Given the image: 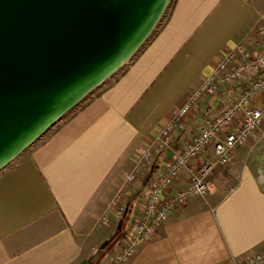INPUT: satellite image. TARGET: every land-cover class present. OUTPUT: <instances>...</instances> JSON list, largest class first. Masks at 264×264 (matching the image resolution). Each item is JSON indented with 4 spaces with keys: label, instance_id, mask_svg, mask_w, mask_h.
<instances>
[{
    "label": "crops",
    "instance_id": "0c3cea01",
    "mask_svg": "<svg viewBox=\"0 0 264 264\" xmlns=\"http://www.w3.org/2000/svg\"><path fill=\"white\" fill-rule=\"evenodd\" d=\"M263 15L264 0H172L166 18L108 85L0 170V264H76L103 241V253L110 247L99 263L105 264L139 215L153 174L239 87L221 86L201 100L168 146L154 152L125 196L122 218L108 206L113 192L226 50L239 42L251 53L258 49L251 34ZM262 140L249 138L234 150L233 186L212 185L216 168L208 194L174 208L126 264H231L263 250L264 171L252 167L258 153L236 165ZM186 185L183 175L167 194ZM120 224L122 237L111 247Z\"/></svg>",
    "mask_w": 264,
    "mask_h": 264
},
{
    "label": "water",
    "instance_id": "95a60500",
    "mask_svg": "<svg viewBox=\"0 0 264 264\" xmlns=\"http://www.w3.org/2000/svg\"><path fill=\"white\" fill-rule=\"evenodd\" d=\"M169 1L0 0V170L132 58Z\"/></svg>",
    "mask_w": 264,
    "mask_h": 264
},
{
    "label": "built area",
    "instance_id": "2783aa9c",
    "mask_svg": "<svg viewBox=\"0 0 264 264\" xmlns=\"http://www.w3.org/2000/svg\"><path fill=\"white\" fill-rule=\"evenodd\" d=\"M251 37L258 49L251 53L239 42L226 50L161 127L153 140L154 147L139 153L125 174L123 185L113 192L108 206L122 218L125 196L138 173L148 167L154 152L168 146L173 131L184 125L201 100L217 94L221 86L239 87L237 94L224 102L197 132L190 134L182 147L174 151L164 169L153 174L139 215L128 222L118 250L105 264L128 263L140 244L156 236L174 208L184 205L193 196L208 194L211 174L216 168L228 167L236 148L249 138L255 141L264 138V131H261L264 125V15ZM207 151L211 156L197 161ZM183 175L187 185L168 195L174 181ZM231 264H264V249L246 252Z\"/></svg>",
    "mask_w": 264,
    "mask_h": 264
},
{
    "label": "rangeland",
    "instance_id": "374dc122",
    "mask_svg": "<svg viewBox=\"0 0 264 264\" xmlns=\"http://www.w3.org/2000/svg\"><path fill=\"white\" fill-rule=\"evenodd\" d=\"M172 3V0L169 1V4L168 6L166 7L160 21L157 23V25L155 26L154 30L151 32V34L155 31V29H157V27H159V25L161 24V22L166 18L167 14L169 13V9H170V5ZM150 34V35H151ZM149 35V37H150ZM148 37V38H149ZM131 59V58H130ZM129 59V60H130ZM128 62V61H127ZM125 62L114 74H112L110 77H108L104 82H102L100 85H98L96 88H94L91 92H89L78 104H76L71 110H69L67 113H65L60 119H58L52 127H50L46 132H44L41 137H39L36 141H34L26 150H24L23 152L27 151L30 147H32L33 145H37L39 144L42 140L45 139V137L49 134V132L57 125L61 122V120L63 121L65 118H67L69 115H71L76 109H78V107H80V105H82L88 98L92 97L94 94H96L99 90H101L104 86L108 85L112 80L113 78L124 68L125 64L127 63ZM261 145L258 146V147H251L250 149H246V151L244 152H241V155L239 154V160L237 159L236 161V165L238 166V164L240 162H243L244 158L248 161L251 157L254 156V152L258 153L257 154V158H253L252 160V167L253 169L257 170V172H263L264 171V140L261 141L260 143ZM14 160V159H13ZM5 168V167H4ZM232 165H230L228 168H220V170L218 171V175L217 177H215V180H213L212 182V185H219V187L221 186H224V187H231L234 185V183L237 181V175L236 172L233 174L231 173L230 170H232ZM112 226H115V224H113ZM113 228V227H112ZM113 230V229H112ZM117 230V229H116ZM116 230L114 232V234L109 237V239L111 240L110 243H111V247L117 242V241H120L118 238H116ZM124 238V237H123ZM104 243L101 242V243H97L96 244V248L97 249L98 247H100L102 244ZM106 246V245H105ZM108 247V246H107ZM110 247H108L104 253L102 252L101 253V256L99 258V261H97V263L93 262L92 264H99L101 261H104L105 260V254L109 253L110 252ZM95 252V250L93 251H88L86 254H85V258L84 259H88L90 258L93 253ZM106 254V255H107Z\"/></svg>",
    "mask_w": 264,
    "mask_h": 264
},
{
    "label": "trees",
    "instance_id": "16d2710c",
    "mask_svg": "<svg viewBox=\"0 0 264 264\" xmlns=\"http://www.w3.org/2000/svg\"><path fill=\"white\" fill-rule=\"evenodd\" d=\"M147 40H148V39H147ZM147 40H146V41H147ZM146 41H145V42H146ZM145 42H144V43H145ZM141 47H142V46H141ZM141 47H140V48H141ZM140 48H139V49H140ZM139 49H138V50H139ZM138 50H137V51H138ZM136 53H137V52H136ZM136 53H135V54H136ZM135 54H134V55H135ZM134 55H133V56H134ZM90 98H91V97H90ZM90 98H88L84 103H86ZM84 103H83V104H84ZM121 228H122V224H120V226L117 228L118 230H117L116 238L122 237V234H121ZM100 256H101V255H100ZM100 256L97 258V260H96L95 263H97V261H99Z\"/></svg>",
    "mask_w": 264,
    "mask_h": 264
}]
</instances>
